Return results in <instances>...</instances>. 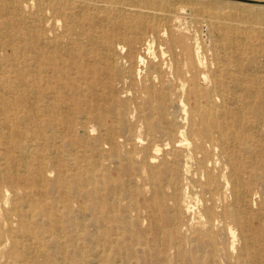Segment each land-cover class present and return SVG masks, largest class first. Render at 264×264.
<instances>
[{"label": "bare ground", "instance_id": "bare-ground-1", "mask_svg": "<svg viewBox=\"0 0 264 264\" xmlns=\"http://www.w3.org/2000/svg\"><path fill=\"white\" fill-rule=\"evenodd\" d=\"M106 1H0V264H264V48L209 71L173 22L221 10Z\"/></svg>", "mask_w": 264, "mask_h": 264}, {"label": "rangeland", "instance_id": "rangeland-1", "mask_svg": "<svg viewBox=\"0 0 264 264\" xmlns=\"http://www.w3.org/2000/svg\"><path fill=\"white\" fill-rule=\"evenodd\" d=\"M0 1L2 2L5 1L8 3L18 2V4L22 7L20 14L19 12L17 14L12 12L6 16L11 19L13 18L16 19V22H18L22 26H23L22 19L26 15H29L30 13L31 14L32 13L34 14L35 13H38V14L47 13L46 12L48 10L46 9L47 7H50L51 9L52 8L64 9L65 13L68 16H73L76 18H86L87 17V20L92 19L91 20L92 23L90 25H94L98 28L103 23L101 22V19L105 18L107 15H109L112 12L111 10L112 8H110V4L106 0H105L106 2L104 0H0ZM132 1H133L132 2L133 5H136V6L138 5V6H143V7H148V5H152V4L154 5L164 4V1H165L166 4H174V3L175 4L177 3L176 5L183 4L187 8H190L191 6H195L199 8L200 6L203 8L205 7L211 8L212 11H215L217 13H219L221 10L222 14L220 16V20L209 19L205 16H202V13L200 14L199 12H192L191 14L189 13V11H187V12L178 14L179 17L175 20V22H173L175 24L173 27L174 29H177L179 32H182L185 35H191L195 38V41L197 40L196 42L198 46L201 48V54H200L201 59L204 60L203 62H205L206 65L209 67V71L214 70L217 61L224 59L227 56V52L229 51H232L233 52L232 54L239 56L244 63L252 65V64H258L262 62L258 54L257 55L259 58H256L255 60L254 58L252 59L251 56L253 55L252 52L254 50L255 52H257L261 48H264V13H263L264 12V0H201V1L200 0H162V1L161 0H147V1L146 0H138V1L132 0ZM194 4H197V5H194ZM254 13L256 14V17ZM54 15H55V18H59L60 20L64 19L63 16H60L56 13ZM246 21L248 23H246ZM61 22L62 20L59 21V23ZM243 25L244 26L246 25L245 26L246 28H244ZM14 26L17 27V24H15ZM161 27L164 30L168 29L164 25ZM91 29H94V28H91ZM73 36H75V34H73ZM7 38L8 39L11 38V35ZM82 41H83V44H86V46L88 47L91 46L84 39ZM159 46L162 49V51H164L163 61L166 64L169 63L170 54L167 51V46L165 44H159ZM154 50L156 52L158 51V47L156 45H154ZM145 65H146L145 63L140 64L139 68L143 69L145 68ZM231 69H235V67L231 66ZM243 73L247 74L248 76L254 75L253 72H250V71H244ZM201 81L203 82L202 79ZM202 82L201 84H203ZM123 96L130 97L131 91H126V93H124ZM175 110L177 111L176 112L177 115H183L180 110H177V109ZM7 194L11 195L10 192H8ZM197 195H200V193L198 192ZM184 199H186L187 201H190V204L195 207L194 212H196L201 207L199 196H197V199H196L195 196L192 195L190 191H189L188 197L185 196ZM190 214L192 216L194 215L193 212H190ZM137 254L139 257H142L141 253H137Z\"/></svg>", "mask_w": 264, "mask_h": 264}]
</instances>
